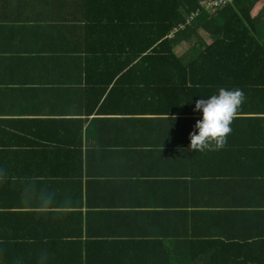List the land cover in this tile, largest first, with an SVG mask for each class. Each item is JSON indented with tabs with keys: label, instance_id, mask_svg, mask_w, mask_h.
Wrapping results in <instances>:
<instances>
[{
	"label": "crops",
	"instance_id": "1",
	"mask_svg": "<svg viewBox=\"0 0 264 264\" xmlns=\"http://www.w3.org/2000/svg\"><path fill=\"white\" fill-rule=\"evenodd\" d=\"M61 2L0 0L5 197L59 213L81 202L83 213L103 211L98 217L105 214L110 234L135 236L142 223L153 230L159 220L172 229L179 224L181 238L232 235L240 242L243 234L264 235V189L228 174L234 168H224L222 157L215 161L175 144L190 129L191 111L158 115L164 110L143 103L149 86L142 76L119 75L127 49L119 48L124 32L110 18L121 15L101 17L96 38L82 43L80 34L92 29L69 13L62 18L69 24L56 25Z\"/></svg>",
	"mask_w": 264,
	"mask_h": 264
},
{
	"label": "trees",
	"instance_id": "2",
	"mask_svg": "<svg viewBox=\"0 0 264 264\" xmlns=\"http://www.w3.org/2000/svg\"><path fill=\"white\" fill-rule=\"evenodd\" d=\"M60 1L58 11L64 13L56 25L69 24L62 21L69 13L92 29L80 34L82 43L96 38L101 17L119 13L110 18L114 29L124 32L119 48L127 49L119 75L142 76L149 86L143 103L164 110L156 114L191 111L190 129L173 142L215 161L222 157L224 168H234L228 174L264 189V1L254 13L259 0L214 7L207 5L211 0ZM28 205L36 204L0 191V264H264L259 233L243 234L240 242L232 235L181 238L179 224L172 229L158 220L153 230L142 223L135 236L110 234L105 214L98 217L103 211L83 213L81 202L60 213L48 204ZM246 205L242 208L258 207Z\"/></svg>",
	"mask_w": 264,
	"mask_h": 264
},
{
	"label": "built area",
	"instance_id": "3",
	"mask_svg": "<svg viewBox=\"0 0 264 264\" xmlns=\"http://www.w3.org/2000/svg\"><path fill=\"white\" fill-rule=\"evenodd\" d=\"M225 1H227V0H211V1H209V4H207V5H209L210 7L219 6L222 3H225Z\"/></svg>",
	"mask_w": 264,
	"mask_h": 264
},
{
	"label": "rangeland",
	"instance_id": "4",
	"mask_svg": "<svg viewBox=\"0 0 264 264\" xmlns=\"http://www.w3.org/2000/svg\"><path fill=\"white\" fill-rule=\"evenodd\" d=\"M260 1V0H259ZM260 4L258 3V1L254 4L253 8H252V12L257 11V9L259 8ZM201 34H203V32H200Z\"/></svg>",
	"mask_w": 264,
	"mask_h": 264
},
{
	"label": "bare ground",
	"instance_id": "5",
	"mask_svg": "<svg viewBox=\"0 0 264 264\" xmlns=\"http://www.w3.org/2000/svg\"><path fill=\"white\" fill-rule=\"evenodd\" d=\"M226 2H230V0L225 1V3H226ZM223 4H224V3H222L221 5H223ZM221 5H219V6H221Z\"/></svg>",
	"mask_w": 264,
	"mask_h": 264
}]
</instances>
